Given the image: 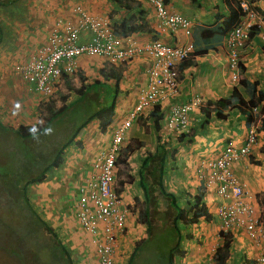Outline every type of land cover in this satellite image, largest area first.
<instances>
[{
	"label": "crops",
	"instance_id": "obj_1",
	"mask_svg": "<svg viewBox=\"0 0 264 264\" xmlns=\"http://www.w3.org/2000/svg\"><path fill=\"white\" fill-rule=\"evenodd\" d=\"M141 2L142 8L147 12L146 21L155 32L134 33L129 36L131 40L138 44L156 39L174 44L193 43L192 35L188 37L180 29H160L153 6L147 0ZM164 2L169 11L179 13L190 20L192 33L195 25H213L217 22L218 15L222 17L228 15L224 0H164ZM253 4L256 9L264 13V0H256ZM1 7L3 8H1L2 24H0L4 34L0 42V119L3 124L13 127L20 124L35 125L33 118L37 119L41 114H45L47 106L45 102L48 98L31 90L19 70V65L24 63L22 60H28L36 49L44 44L57 20L75 22L79 7L93 15L109 17L113 23L121 22L132 13V11L116 9L109 0H16ZM87 37L88 34L85 33L82 34L81 39ZM240 59L245 66V77L250 82H256V89L262 93L263 99L256 106L258 113L254 115L253 122L257 127L256 144L250 153L256 160L255 167L254 169L247 167L249 160L242 159L234 163L232 169L250 193L261 195L264 192V41L260 34L255 32L250 37L248 46L240 54ZM101 63L99 57L97 60L94 57L81 56L78 59V74L85 75L86 83L101 79L99 74ZM148 64L149 58L137 56L126 64L114 66L115 70L122 72V78L119 82L120 91L116 98L113 121L105 134L106 140L102 139L98 127L93 131L85 129L84 133L76 138L81 141V145L76 141L71 143L64 151L62 164L50 169L44 181L30 185L31 202L33 195L37 196V200H34L38 205L36 211L41 217H47V223L57 232L76 264H100L91 236L79 226L76 218L78 188L88 176L95 174L99 153L108 144L107 141L109 142L112 137L113 130L124 121L138 101L141 88L147 84V76L144 72ZM73 81V85L79 84L77 79L73 78ZM234 86L239 87L241 91L242 103L246 102L249 96L243 86L240 87L238 82L232 80L226 49L222 44L217 50H209L204 55H192L186 60L180 70L178 97L166 101L159 108L162 116L159 120L160 129L156 131L152 126L153 123H150L151 119L145 117L146 123L150 124L148 127H141L140 122L135 120L131 128L126 131L121 154L119 153L121 158L118 160L120 156L117 157L116 161V185L124 208L132 210L134 198L142 199L143 192L139 184L138 170L146 156V151L153 150L158 143V136L161 137L160 139L172 142V147L176 150L174 162L169 164L170 167H167L169 170L165 175L168 189L176 195L184 183L200 185L197 166L199 167L200 162L212 158L216 153L219 154L226 142L233 140L238 145L245 142L249 126L246 123V115L241 114L238 109H229L226 120L217 119L214 113H211V121L197 130L196 126L199 122L202 124L205 117L201 108H194L188 123V131L192 134L184 141L176 139L181 133L164 130L163 119L172 104L183 103L195 95H199L204 104L211 102L224 104ZM75 97L76 94L73 93L68 101ZM93 122L98 124L97 120ZM137 142H141L139 146ZM127 145L132 146L133 149L124 155L122 149ZM206 195L208 200L204 198L205 203L209 211L216 216L215 210L219 202L214 188H208L204 197ZM257 199L260 204L259 198ZM259 208L264 209V206ZM144 232L145 226L137 222V214L132 211L128 216L126 236L115 252L114 264H127L134 243L143 236ZM188 258L187 252L184 259ZM183 263L186 264L185 261Z\"/></svg>",
	"mask_w": 264,
	"mask_h": 264
},
{
	"label": "trees",
	"instance_id": "obj_2",
	"mask_svg": "<svg viewBox=\"0 0 264 264\" xmlns=\"http://www.w3.org/2000/svg\"><path fill=\"white\" fill-rule=\"evenodd\" d=\"M15 1L0 0V6H5ZM109 1L115 5L116 9L132 11L121 22L115 23L116 34L126 37L134 33L155 32L146 21L147 12L142 8L141 0ZM224 3L228 10L226 17L218 15L217 22L213 25L199 24L193 27V52L190 56L204 55L209 50H217L219 45L222 44L226 32L240 20L242 10L238 2L236 0H224ZM3 34V28L0 24V42ZM254 34L255 31L252 30L250 37ZM129 61L121 64H126ZM114 66L112 65L109 68L102 66L99 70L101 79H94V81L89 83H86L83 76L78 74L79 71H75L71 75L65 74L62 89L58 90L55 95L48 97V101L45 102L47 105L46 111L44 110L46 114L42 123L35 125L20 124L13 127L3 124L0 119V142L14 154L15 164L11 170L16 172L17 179L12 182L10 179L11 174H0V188L2 187V191L7 197L6 208L8 206V208L16 210L18 218H20L19 221L24 222L27 232L30 234L37 233V236L41 235L40 239H45L44 244L41 243L39 246L31 248L29 255L36 262L35 264H76L54 228L33 207L27 189L31 183L44 181L50 169L57 168L62 164L64 151L71 143L76 141L78 145H81V141L76 140V138L81 136L83 129L85 130L92 120L98 121L102 139L106 140L105 134L113 121L116 98L120 91L119 82L122 78V72L115 70ZM244 71L245 66L240 61L238 85L244 87L249 99L242 103L241 91L239 87L234 86L231 95L225 99L224 104L219 102L205 103L204 106H201L205 119L202 120V124H200L201 122L198 123L196 126L197 130L203 128L211 121V113H214L217 119L226 120L229 109H238L241 114L246 115L247 126L254 122L255 117L251 110L261 102L263 95L256 89V82H250L245 77ZM73 78H79L80 82L77 86L73 85ZM110 81L113 82V88L108 84ZM146 86L147 84L142 88H146ZM73 93L76 94V97L68 101V98ZM76 111H80L82 116L76 117ZM145 117L151 119L150 123H153L152 126L156 131L160 129L159 120L162 116L158 106H155L151 111L149 110L146 116L141 114L138 118L140 125L148 127L150 124L146 123ZM131 126L125 130L124 134ZM67 127H70L69 131ZM57 130L62 133L60 136L62 140L55 143L54 148L46 156L51 158V160L47 164L42 165L43 167L41 168V159L46 157L39 153L37 140L41 141ZM114 133L115 129L109 142L107 141L108 144L102 151L108 150L113 141ZM191 134L189 131H184L177 135L176 139L184 141ZM160 138L159 136L157 137L158 143L153 150L146 151V156L138 170L139 184L143 194L141 200L138 197L134 198L135 202L132 211L137 214V222L145 226V232L134 243V248L127 264H174L177 258H184L187 254L186 249L182 246L183 238L185 237L182 230L183 227L196 225L200 221L209 223L217 217L209 211L205 204L204 195L208 188L204 183V178H199L200 185L197 186L196 192L193 194L191 192L189 194L186 193L183 199L168 189L165 175L169 170L167 169V167H170L169 164L174 162L176 150L170 142ZM140 143L137 142V145L139 146ZM20 145L21 147H19ZM132 149V146L127 145L122 149L123 154L125 155ZM120 158L121 156L118 160ZM34 160L36 161L32 164ZM248 160L254 162L252 156H249ZM233 164L230 165L232 172ZM32 167L38 168L33 171L35 174L26 180H21L18 176L22 172L21 170L27 169L30 171ZM258 198L260 199V204L264 206V192L258 195ZM2 221L6 222L10 233L17 232L12 227V230L9 228V223L5 219L2 218ZM19 225L22 224L20 223ZM39 232L44 234H39ZM218 235L221 239V244L215 248L212 260L214 264H228L231 258V240L233 235L222 229L219 230ZM33 236L30 235L31 238ZM191 237V235L186 236L187 239H191ZM11 251L17 255L15 250ZM40 253H43L42 261H35ZM255 262L256 260L244 258L242 264H255ZM22 263L24 262L22 261Z\"/></svg>",
	"mask_w": 264,
	"mask_h": 264
},
{
	"label": "built area",
	"instance_id": "obj_3",
	"mask_svg": "<svg viewBox=\"0 0 264 264\" xmlns=\"http://www.w3.org/2000/svg\"><path fill=\"white\" fill-rule=\"evenodd\" d=\"M155 9L160 29L181 30L192 35L191 22L185 16L169 11L164 0H148ZM242 10L240 20L225 34L222 45L226 49L232 80H239L240 54L250 41L254 30L264 41V13L254 6L256 0H236ZM88 34L84 40L82 34ZM193 52V43L170 44L153 40L143 44L129 36L116 34L115 23L109 17L97 16L78 8L75 22L57 20L55 27L27 61L19 65L24 80L31 90L48 98L63 87L65 74L78 71L81 56H102L103 67L121 64L137 56L149 58L145 68L147 86L142 88L135 106L115 129L113 141L107 151H101L96 172L88 176L78 188L76 218L79 226L91 236L100 264H114V255L127 233L131 209L124 208L116 188V160L125 138V130L142 114L155 106L159 108L180 93V70ZM205 104L199 95L183 103H174L164 117L167 132L188 131L190 113ZM258 108H252L256 115ZM256 125L252 123L245 142L225 144L217 156L200 162L199 178L207 188H214L218 205L215 214L224 231L234 233L245 230L250 240L260 244L255 264H264V221L258 219L247 200V192L230 165L247 156L256 144Z\"/></svg>",
	"mask_w": 264,
	"mask_h": 264
},
{
	"label": "rangeland",
	"instance_id": "obj_4",
	"mask_svg": "<svg viewBox=\"0 0 264 264\" xmlns=\"http://www.w3.org/2000/svg\"><path fill=\"white\" fill-rule=\"evenodd\" d=\"M3 7L0 6V16L2 15V9ZM112 13V12H111ZM4 14V13H3ZM2 17V16H1ZM1 23V21H0ZM2 24V23H1ZM98 60V57L95 56ZM107 57L102 56L101 60H106ZM27 60V59H26ZM25 59L22 60V62L26 61ZM85 79V75H81ZM91 77L95 78L94 75H91ZM78 82L80 80L76 78ZM110 87L113 88V82L108 83ZM80 111H76V117L82 116L80 114ZM46 114V113H45ZM45 114H41L39 118L36 119L33 118L34 123H42ZM76 119V118H75ZM32 121V120H31ZM143 127V125H140ZM98 124L93 122V120L87 125L86 130L93 131L95 128L97 129ZM68 131L70 127H67ZM83 131H85L83 129ZM82 131V133H84ZM81 133V134H82ZM90 133V132H87ZM62 133L57 130L55 132H52L48 135V137H45L44 139L37 140V147L39 149V153L43 155V157H46L48 153L51 152V150L54 148V145L57 141H61L62 138L60 137ZM1 139V135H0ZM234 142L233 140H230L227 143ZM54 143V144H53ZM172 142H170L171 144ZM238 144L237 142H235ZM3 143L0 142V174H11L9 177L12 182H15L16 179V172L12 171V167L15 164L14 160V154L10 149H8L6 146H4ZM21 147V145L19 146ZM21 149V148H20ZM19 149V150H20ZM215 154V153H212ZM217 154V153H216ZM41 155V156H42ZM206 156V155H205ZM249 156H252L254 162H256L255 158L253 157L252 153H250L247 157L244 159L249 158ZM37 160V159H36ZM32 161V164L35 163V161ZM41 168L42 165L47 164L51 158L46 157L41 159ZM250 162L246 164L247 167L253 168L255 167V163ZM37 166V164H36ZM197 166V165H196ZM38 168H31V170L23 169L20 175H18L21 180H26L31 175H34L33 171L37 170ZM198 169V166L197 168ZM246 169V168H245ZM196 175V172H194ZM17 176V177H18ZM8 177V178H9ZM7 178V179H8ZM198 182V181H197ZM35 183V182H34ZM31 183L30 185L34 184ZM246 192H247V200L249 202V205H251L253 212L255 216L258 219L264 220V209H260L259 206H262L261 204H258V194L255 195V193H250L246 187V185L242 182ZM30 185L28 186V194L30 196ZM197 186L195 184L188 183L187 185L184 183L182 186H180L179 189H181L178 192V197L183 199L185 197L186 193L189 194L191 192L192 194L196 192ZM206 200H208L207 195L204 197ZM204 199V201H205ZM34 200H37V196L33 195V202L32 205L34 208H38V205L34 203ZM260 200V199H259ZM183 202V201H182ZM206 204V203H205ZM7 205V197L2 191V187L0 188V264H35L34 260H32L30 254L32 247H37L41 243L44 244L45 239H40V236H37V233H28L26 230V227L24 225V222L19 221L20 218L17 215V212L13 208H6ZM209 206L213 207L212 204H209ZM130 215V214H129ZM2 218L5 219L9 223V228L11 227L16 230L15 233H10V231L7 229L6 222L2 221ZM43 219L46 220L47 217L43 216ZM22 225H19V224ZM16 225V226H15ZM221 229L218 219H215L209 223L205 221H200L196 225L192 226H186L183 227V233L185 237L183 238L182 246L186 249L188 252V259H176L174 264H184L183 261H185L186 264H214L212 260V256L214 253V250L217 246L221 244V239L218 235L219 230ZM12 230V229H11ZM7 233V234H6ZM10 233V234H8ZM39 234H44L42 232H39ZM30 235H34L33 238L30 237ZM191 235V239H187L186 236ZM232 240H231V258L228 262V264H242L244 258H249L251 260H255V258L260 253V244H257L256 242L249 239L247 236L245 230L241 228H237L234 231V234H232ZM48 237V236H47ZM63 238V237H62ZM11 250H15L17 255L13 253ZM35 250V249H34ZM38 256V254H37ZM249 256V257H247ZM22 259H20V258ZM186 257V256H185ZM202 257V258H201ZM43 253H40L39 257L35 260L42 261ZM22 261L24 263H22Z\"/></svg>",
	"mask_w": 264,
	"mask_h": 264
},
{
	"label": "clouds",
	"instance_id": "obj_5",
	"mask_svg": "<svg viewBox=\"0 0 264 264\" xmlns=\"http://www.w3.org/2000/svg\"><path fill=\"white\" fill-rule=\"evenodd\" d=\"M117 161V160H116ZM117 184V183H116ZM116 188H117V185H116ZM118 193H119V191H118ZM120 194V193H119ZM220 224V223H219ZM232 234V233H231Z\"/></svg>",
	"mask_w": 264,
	"mask_h": 264
}]
</instances>
